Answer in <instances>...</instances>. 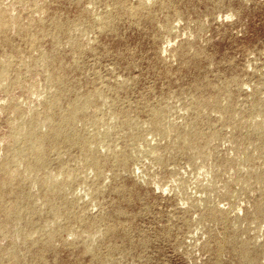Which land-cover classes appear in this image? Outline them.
<instances>
[{"label":"rangeland","instance_id":"obj_1","mask_svg":"<svg viewBox=\"0 0 264 264\" xmlns=\"http://www.w3.org/2000/svg\"><path fill=\"white\" fill-rule=\"evenodd\" d=\"M0 264H264V0H0Z\"/></svg>","mask_w":264,"mask_h":264},{"label":"bare ground","instance_id":"obj_2","mask_svg":"<svg viewBox=\"0 0 264 264\" xmlns=\"http://www.w3.org/2000/svg\"><path fill=\"white\" fill-rule=\"evenodd\" d=\"M68 122H69V119H64L62 120V122L57 123L59 125L56 124L57 126L54 125L52 127L53 129L52 132L42 133L47 138H42L43 135L38 136L37 138L38 144H36V146L31 148L29 152L38 157H42V155L47 151V148L42 146V144L45 143V140H47L48 143L51 144V146L53 147H57L58 145L59 146L60 145H71V144L73 145L76 142V140L78 141V139H76V137L74 136L72 127H70V130H67L69 126ZM63 123L65 124L63 125ZM93 163L96 165L98 162L96 159H93ZM5 164H7V161Z\"/></svg>","mask_w":264,"mask_h":264}]
</instances>
